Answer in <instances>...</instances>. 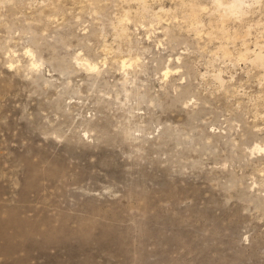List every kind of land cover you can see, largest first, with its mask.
<instances>
[{
    "label": "rangeland",
    "instance_id": "rangeland-1",
    "mask_svg": "<svg viewBox=\"0 0 264 264\" xmlns=\"http://www.w3.org/2000/svg\"><path fill=\"white\" fill-rule=\"evenodd\" d=\"M242 1L0 0V264H264Z\"/></svg>",
    "mask_w": 264,
    "mask_h": 264
},
{
    "label": "bare ground",
    "instance_id": "bare-ground-1",
    "mask_svg": "<svg viewBox=\"0 0 264 264\" xmlns=\"http://www.w3.org/2000/svg\"><path fill=\"white\" fill-rule=\"evenodd\" d=\"M143 2H145L146 0H142ZM142 2V3H143ZM180 2V1H179ZM217 3L221 4L222 6L225 7V9L229 12V13H238L239 11H241V9L243 8V1L242 0H234L232 2H229L226 4V6L224 5L223 1L222 0H216ZM140 3V2H139ZM147 3V2H146ZM146 7V4L144 5ZM191 7V6H190ZM194 12V11H193ZM226 19V18H225ZM33 55V54H32ZM31 55V56H32ZM263 55V54H262ZM80 59V57H79ZM78 59V60H79ZM134 60V59H133ZM132 58L131 59H127V58H124L123 59V67H126V65L129 63V62H132L133 61ZM255 60L258 62H261V55L260 54H256V57H255ZM81 61H83V65H86L87 67H89L90 69H95L96 68V65L94 63H92L90 60H88L87 58H82ZM33 65L35 66H38V62L33 61ZM169 69V68H168ZM168 72V70H167ZM166 72V73H167ZM260 146V145H258ZM256 147L255 148H259L260 147ZM262 148V147H261ZM263 149V148H262Z\"/></svg>",
    "mask_w": 264,
    "mask_h": 264
}]
</instances>
